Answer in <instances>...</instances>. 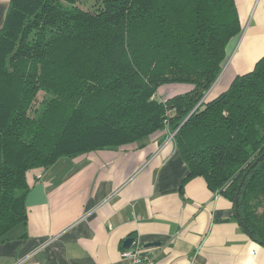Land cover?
Returning a JSON list of instances; mask_svg holds the SVG:
<instances>
[{
  "label": "trees",
  "instance_id": "16d2710c",
  "mask_svg": "<svg viewBox=\"0 0 264 264\" xmlns=\"http://www.w3.org/2000/svg\"><path fill=\"white\" fill-rule=\"evenodd\" d=\"M87 1H10L0 31V244L27 224L30 172L143 148L166 130L189 169L183 184L203 178L264 247V57L207 98L242 34L236 1ZM166 86L189 90L161 99Z\"/></svg>",
  "mask_w": 264,
  "mask_h": 264
},
{
  "label": "crops",
  "instance_id": "0c3cea01",
  "mask_svg": "<svg viewBox=\"0 0 264 264\" xmlns=\"http://www.w3.org/2000/svg\"><path fill=\"white\" fill-rule=\"evenodd\" d=\"M10 1L0 0V31ZM235 1L242 34L208 99L264 57V0ZM171 87L159 98L178 95L181 86ZM170 137L165 130L143 148L63 158L30 172L27 224L0 244V264H126L128 239L151 264H264V247L243 230L230 201L203 178L183 184L189 169Z\"/></svg>",
  "mask_w": 264,
  "mask_h": 264
},
{
  "label": "built area",
  "instance_id": "2783aa9c",
  "mask_svg": "<svg viewBox=\"0 0 264 264\" xmlns=\"http://www.w3.org/2000/svg\"><path fill=\"white\" fill-rule=\"evenodd\" d=\"M170 138L173 140L174 134H171ZM122 258L126 264H151L150 258L145 254V250L141 246L123 250Z\"/></svg>",
  "mask_w": 264,
  "mask_h": 264
},
{
  "label": "rangeland",
  "instance_id": "374dc122",
  "mask_svg": "<svg viewBox=\"0 0 264 264\" xmlns=\"http://www.w3.org/2000/svg\"><path fill=\"white\" fill-rule=\"evenodd\" d=\"M95 1L96 0H88L87 2H86V4H83V7L82 8H84V9H89L94 3H95ZM168 88H172V87H170V86H166V87H164V88H162L161 90H160V92L162 93V94H165L164 92H165V90H167ZM189 90V88L188 87H176L175 88V91L177 92L176 94H181V93H183V92H187ZM42 97H43V95H40L39 96V101L42 99ZM164 99H167V97H164Z\"/></svg>",
  "mask_w": 264,
  "mask_h": 264
},
{
  "label": "water",
  "instance_id": "95a60500",
  "mask_svg": "<svg viewBox=\"0 0 264 264\" xmlns=\"http://www.w3.org/2000/svg\"><path fill=\"white\" fill-rule=\"evenodd\" d=\"M224 71V70H223ZM223 74V72L221 73V75ZM221 77V76H220ZM238 197V196H237ZM235 214H236V216H237V219H238V212H237V205L235 206ZM238 221H239V219H238ZM240 223V222H239ZM133 244H134V240L133 239H128V240H126L125 241V243H124V248L125 249H129L131 246H133ZM156 245H158V244H147L146 246H145V248H151V247H154V246H156Z\"/></svg>",
  "mask_w": 264,
  "mask_h": 264
}]
</instances>
